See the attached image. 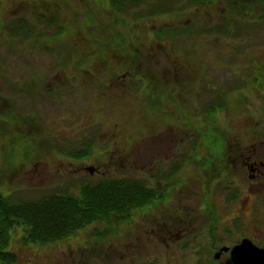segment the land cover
I'll return each mask as SVG.
<instances>
[{"label": "rangeland", "instance_id": "obj_1", "mask_svg": "<svg viewBox=\"0 0 264 264\" xmlns=\"http://www.w3.org/2000/svg\"><path fill=\"white\" fill-rule=\"evenodd\" d=\"M242 1L245 10L234 6ZM255 1L0 0V189L14 200L35 201L62 190L78 193L84 182L103 178L128 177L143 180L148 187L162 186L158 182L162 171L151 163L163 161L154 152L162 151L161 136L153 144L114 142L104 136H139L149 130L150 118L161 124V108L140 102L135 106L137 90L108 85L97 73L100 62L111 59L112 50L125 61L121 71L128 69L134 44H152L156 57L148 60L149 68L158 75L175 71L170 57L174 50L165 55L167 41L178 45L185 65L186 50L202 67L200 60L215 55L208 70L222 78L218 92L226 89L227 79L233 94L227 97L231 107L218 115L220 129L228 130L227 118L237 120L233 127L248 118L239 107L247 95L250 108L256 110L253 118L264 124L263 111L254 108L264 105V8ZM206 25H213L215 34L204 32ZM191 28L195 34L188 35ZM82 67L96 72L105 85L88 75L87 81L79 79V86L71 87L68 96L49 84L58 70ZM157 124L152 123L154 128L160 127ZM233 127L224 134L236 135ZM154 172H159L157 180L150 179ZM184 189L162 207L135 209L128 220L97 222L60 241L25 244L20 226L12 240L18 257L14 264H229L224 257L214 258L208 239H195L198 244L193 248L178 238L171 246L158 238V226L165 227L181 204L187 208L185 215H195L193 192L188 185Z\"/></svg>", "mask_w": 264, "mask_h": 264}, {"label": "flooded vegetation", "instance_id": "obj_2", "mask_svg": "<svg viewBox=\"0 0 264 264\" xmlns=\"http://www.w3.org/2000/svg\"><path fill=\"white\" fill-rule=\"evenodd\" d=\"M212 26H204L203 31L208 35L215 34ZM171 29L173 32L176 30ZM180 32L184 35L182 31ZM191 33L195 34L193 28L188 35ZM116 41L118 44L115 46L119 47V40ZM147 43L149 42L131 46L130 57L127 59L128 69L121 71L120 68L125 61L122 62V58L117 57V51L112 50L111 59L102 60L98 65L101 71L97 73L104 77L108 85L120 88L123 84V87L137 90L134 95L135 106L140 102L139 105L142 104L147 108H161L163 112L161 124L158 125L159 121L153 122L150 118V121L147 120L149 130L142 131L139 136H128L127 139H120L115 134L104 136L114 142L152 141V144L158 143L161 136L162 151L156 148L154 152L163 157V161L152 160L151 163H155L157 170L162 171L160 173L162 177L158 182L163 187H150L158 190L157 199L145 208L150 211L166 205L175 192L184 194V188L188 185L195 198V205L192 206L195 215L194 213L192 217L185 215L187 208L183 198H180L183 204H178L180 206L172 211L165 227L158 226L162 234L158 230L161 237H157L165 239L169 246L178 238L185 242L187 247L193 248L198 244L195 239H208L214 258L224 257L225 262L233 264L231 251L242 240L250 239L257 246L264 248V219L260 210V205L264 203V124L260 122L261 120L253 118L256 110L250 108L247 95L239 107L242 114L248 118H244V123L241 122L240 126L235 125L236 128L233 125L237 124V120L227 118L228 130L220 129L222 122L218 115L223 108L231 107L228 98L232 92V83L223 79L226 89L218 92L222 78L208 70L212 68L216 56L212 55L200 60L202 67L199 66V61L189 58L191 54L186 50L185 58L189 63L185 65L177 52L178 45L174 47L171 45L173 42L168 44L167 41L168 49H165V55L167 50H174L171 55L169 51L168 53L174 61L172 63L176 64L175 71L164 70L158 75L149 68L151 65L148 60H151V56L156 57V53L152 44ZM159 47L158 45L157 48ZM147 61L145 66L144 63ZM168 62L170 63L166 59V63ZM59 65H63L62 62H59ZM86 68L82 67L79 71L71 72L58 70L51 77L49 84L59 93L62 90L68 92V96L71 95L69 92L71 87L79 86V79L87 81L88 75L92 80L97 79L100 84L105 85V82H101V77L95 74L96 72ZM255 80L259 78L256 77ZM254 108L258 110L260 108L264 113V105ZM152 123L160 127L154 128ZM232 127L236 135L224 134L233 131ZM90 143L94 144V141ZM117 153L123 152L117 151ZM131 154L132 151L127 153V155ZM153 167L152 164L151 168ZM87 169L90 172L94 170L93 167ZM96 171L101 172L100 169ZM158 175L159 172H154L150 179L157 180ZM190 180L192 183L189 182ZM151 229L156 231L155 228ZM188 240L192 242L189 243ZM224 247H228V250L222 251ZM219 252L220 256L217 258L216 254Z\"/></svg>", "mask_w": 264, "mask_h": 264}, {"label": "trees", "instance_id": "obj_3", "mask_svg": "<svg viewBox=\"0 0 264 264\" xmlns=\"http://www.w3.org/2000/svg\"><path fill=\"white\" fill-rule=\"evenodd\" d=\"M118 1L124 4L138 0ZM255 2L264 8V0ZM234 6L245 10L244 1L234 2ZM157 194L158 190L145 181L128 177L86 181L78 193L62 190L35 201L14 200L0 189V264L17 262L12 240L20 226L25 244L60 241L97 222L128 220L133 210L153 203Z\"/></svg>", "mask_w": 264, "mask_h": 264}, {"label": "water", "instance_id": "obj_4", "mask_svg": "<svg viewBox=\"0 0 264 264\" xmlns=\"http://www.w3.org/2000/svg\"><path fill=\"white\" fill-rule=\"evenodd\" d=\"M223 250H228L224 247ZM220 252L216 254L218 258ZM233 264H264V248L257 246L252 240L244 239L231 251Z\"/></svg>", "mask_w": 264, "mask_h": 264}]
</instances>
